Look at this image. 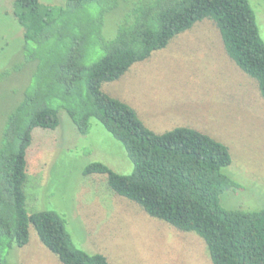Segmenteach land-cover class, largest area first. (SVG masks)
Here are the masks:
<instances>
[{
	"label": "trees",
	"instance_id": "1",
	"mask_svg": "<svg viewBox=\"0 0 264 264\" xmlns=\"http://www.w3.org/2000/svg\"><path fill=\"white\" fill-rule=\"evenodd\" d=\"M12 13L23 29V60L33 67L0 139V264H18L4 253L28 242L29 224L62 264H112L76 247L60 214L28 212L25 205L32 130L57 127L60 107L80 134L92 118L100 122L133 163L132 172L122 174L93 161L84 174H106L115 193L149 216L198 234L211 264H264V206L226 208L220 202L224 190L240 187L222 171L232 162L228 147L188 126L156 133L133 107L101 89L209 17L227 55L257 81L264 99V42L247 0H13Z\"/></svg>",
	"mask_w": 264,
	"mask_h": 264
},
{
	"label": "rangeland",
	"instance_id": "2",
	"mask_svg": "<svg viewBox=\"0 0 264 264\" xmlns=\"http://www.w3.org/2000/svg\"><path fill=\"white\" fill-rule=\"evenodd\" d=\"M12 1L0 0V139L33 67L23 60V29L12 13ZM247 1L264 42V0ZM16 64L19 69L11 70ZM101 89L128 103L156 133L188 126L224 143L232 162L222 171L240 187L224 190L221 204L250 210L264 206V99L257 81L227 55L211 18L194 22L118 79L102 82ZM59 118L54 129L32 130L24 184L28 212H57L76 247L101 253L112 264H211L198 234L149 216L136 202L115 193L106 174L83 173L93 161L122 174L133 170L122 144L100 122L92 118L89 131L80 134L61 107ZM28 233L25 245L5 250L8 261L62 264L32 224Z\"/></svg>",
	"mask_w": 264,
	"mask_h": 264
}]
</instances>
